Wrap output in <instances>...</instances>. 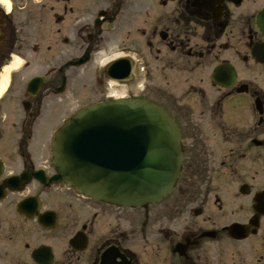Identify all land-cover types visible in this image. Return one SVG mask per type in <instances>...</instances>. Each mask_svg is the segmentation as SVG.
<instances>
[{
	"label": "flooded vegetation",
	"instance_id": "flooded-vegetation-1",
	"mask_svg": "<svg viewBox=\"0 0 264 264\" xmlns=\"http://www.w3.org/2000/svg\"><path fill=\"white\" fill-rule=\"evenodd\" d=\"M261 12L264 0H0V264H264ZM117 98L177 128L174 186L138 208L56 181L55 132Z\"/></svg>",
	"mask_w": 264,
	"mask_h": 264
},
{
	"label": "water",
	"instance_id": "water-1",
	"mask_svg": "<svg viewBox=\"0 0 264 264\" xmlns=\"http://www.w3.org/2000/svg\"><path fill=\"white\" fill-rule=\"evenodd\" d=\"M259 26L264 32V22ZM121 63L109 67L110 77L121 75ZM53 146L56 181L121 206L138 207L169 193L182 159L173 120L140 99L119 98L77 111L55 133Z\"/></svg>",
	"mask_w": 264,
	"mask_h": 264
},
{
	"label": "rangeland",
	"instance_id": "rangeland-1",
	"mask_svg": "<svg viewBox=\"0 0 264 264\" xmlns=\"http://www.w3.org/2000/svg\"><path fill=\"white\" fill-rule=\"evenodd\" d=\"M116 91H118V93H123L124 91V86H119V87H116ZM73 100V99H72ZM71 100V103L72 105H76V102L72 101Z\"/></svg>",
	"mask_w": 264,
	"mask_h": 264
},
{
	"label": "bare ground",
	"instance_id": "bare-ground-1",
	"mask_svg": "<svg viewBox=\"0 0 264 264\" xmlns=\"http://www.w3.org/2000/svg\"><path fill=\"white\" fill-rule=\"evenodd\" d=\"M4 83H6V82H4Z\"/></svg>",
	"mask_w": 264,
	"mask_h": 264
}]
</instances>
